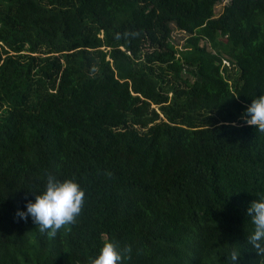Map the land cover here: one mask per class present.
<instances>
[{
	"label": "trees",
	"instance_id": "obj_1",
	"mask_svg": "<svg viewBox=\"0 0 264 264\" xmlns=\"http://www.w3.org/2000/svg\"><path fill=\"white\" fill-rule=\"evenodd\" d=\"M262 91L264 0H0V264H264ZM49 173L85 192L55 237L17 214Z\"/></svg>",
	"mask_w": 264,
	"mask_h": 264
},
{
	"label": "clouds",
	"instance_id": "obj_2",
	"mask_svg": "<svg viewBox=\"0 0 264 264\" xmlns=\"http://www.w3.org/2000/svg\"><path fill=\"white\" fill-rule=\"evenodd\" d=\"M243 118L247 124L264 132V91L252 97L243 111ZM84 197V189L78 182L73 179L61 180L49 173L43 191L35 192V198L27 200L25 208L17 209V214L25 220L31 217L42 233L55 237L62 227L76 222L82 211ZM246 215L253 225L246 236L247 244L255 249L258 256H264V196L250 202ZM241 249L242 247L234 246L227 251L228 264H239ZM127 251V248L121 247L117 242L106 241L90 264H123Z\"/></svg>",
	"mask_w": 264,
	"mask_h": 264
},
{
	"label": "rangeland",
	"instance_id": "obj_3",
	"mask_svg": "<svg viewBox=\"0 0 264 264\" xmlns=\"http://www.w3.org/2000/svg\"><path fill=\"white\" fill-rule=\"evenodd\" d=\"M222 4H223V2H218L216 4V12L218 14L220 12L221 7L223 6ZM171 27H172V33H171V36H170V42L172 44L177 45V46H181L183 44V42H184L185 37L187 36V34L183 30H181L177 26V24L175 22L171 23ZM233 71H234V74L235 73H239V71L236 70V69H233Z\"/></svg>",
	"mask_w": 264,
	"mask_h": 264
},
{
	"label": "built area",
	"instance_id": "obj_4",
	"mask_svg": "<svg viewBox=\"0 0 264 264\" xmlns=\"http://www.w3.org/2000/svg\"><path fill=\"white\" fill-rule=\"evenodd\" d=\"M227 62V61H226ZM228 63V62H227Z\"/></svg>",
	"mask_w": 264,
	"mask_h": 264
}]
</instances>
